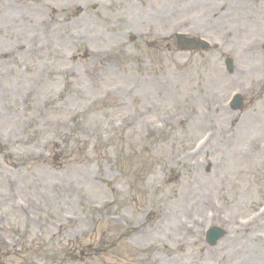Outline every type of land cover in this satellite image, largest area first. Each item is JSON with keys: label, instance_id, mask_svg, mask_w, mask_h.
Instances as JSON below:
<instances>
[{"label": "rangeland", "instance_id": "374dc122", "mask_svg": "<svg viewBox=\"0 0 264 264\" xmlns=\"http://www.w3.org/2000/svg\"><path fill=\"white\" fill-rule=\"evenodd\" d=\"M58 3L63 4L65 0H57ZM72 1V0H67ZM84 1V0H81ZM140 1V0H138ZM185 4L187 2L191 3L192 0H184ZM197 1V0H196ZM202 2L203 0H198V3ZM211 0V4L213 6H217L216 8H220L221 0ZM20 5L25 6L24 3H16L15 0H0V14H7L10 13L11 15L17 14L20 17ZM188 4V3H187ZM176 3L174 0H167L163 4L164 12L168 17H173V21L177 19V22L181 20H185L188 17V14L185 11H179L176 16L172 15L174 10H176ZM134 11V10H131ZM23 14V13H22ZM29 18L36 17L35 9L30 10V12H26ZM199 18L191 20L188 22V27L186 25L180 24L178 28H173L168 24H164L159 28H155L153 35H145L142 31V28H138L135 31V34L140 39V42L137 43V46L132 47L130 50L131 53L135 55H141L146 62L147 65V74L145 76H141L140 74L131 75V77H127L122 81L121 78H117L114 81H109L105 84L104 87H93L90 83H87L85 80H82V72L86 68H92L97 59L94 58L90 63H71L69 58L71 55L81 52L82 47L72 46L69 43L65 48L61 51L66 53V59H56L54 64L56 66H67L71 68L75 73V79L79 80V88L85 91L84 96H79V100L74 103V114L78 115L79 122L84 120L88 122H84V127L87 130H91L96 126H101L105 128H109L111 123L115 120L113 116L126 113L131 114L137 111L143 112V116L140 120V123L137 127L131 129V127L127 128V135H131L132 143L136 144L137 146L141 145L145 142V138L143 137L144 133H148L150 128L146 127L149 125V119L154 118V123L156 122H164L166 124L165 127H170L171 130H179L182 127H189V131L187 135H184L185 138L179 137L175 141L181 144H175L174 142H168L169 136L167 133L164 134H156L154 145L155 148L158 149L159 153L162 151L163 144L165 143L164 148L166 149V153L170 154L176 149V147H181L182 150L190 149L191 141H196L198 136L203 134L208 129H213V127H207L206 119L200 113L203 107H206L208 103H221L224 98L226 91L225 83H227L224 70V61L223 56L229 54V50L223 51L221 54H212L210 56L201 57L198 55H184V54H175L174 52L171 53L172 55L169 56V60L164 55H152L145 51V46L148 43H151L153 39L159 36H170L175 31H181L182 33H186L192 37L198 36H206L210 38V36L206 33L207 30L205 29V18H202L204 13L200 12L196 13ZM21 19V18H20ZM19 19V20H20ZM19 20L14 21L13 27H11L12 31L8 29H4L1 32L0 30V48L5 50H14L16 48L17 42H15V34L19 30L17 29L16 24ZM121 24L125 21L121 20ZM114 21L112 19L103 20L102 22H95V27L92 25L90 29L93 30V39L88 41V44L93 47V49L97 52H109L113 50L118 44L128 41L129 34L132 33V30H128L126 33L123 30L120 31L121 36L117 38H113L112 34L116 31V28L113 27ZM191 23V24H190ZM254 22H246L243 24L236 25L237 27L240 26L242 28H238L237 32L242 35L243 37H247L248 35H252V42L257 40L249 45V48L255 45L258 42V39H261L263 36V29H259L258 35L255 33V26ZM182 25V26H181ZM233 25L228 23L224 29L228 30V28ZM10 28L9 26H7ZM219 28V25H217ZM222 27V26H221ZM165 30L163 32L162 30ZM160 31V32H159ZM14 32V33H13ZM213 36L218 39L222 38V33L219 31L211 32ZM30 35V34H29ZM128 35V36H127ZM27 36V35H24ZM251 37V36H250ZM249 37V38H250ZM14 42V43H13ZM21 42V41H20ZM22 43V42H21ZM248 42L238 43L239 50L241 51L246 46ZM49 52V51H48ZM242 58V63H239L236 81L240 83H246L247 85H252L254 79L256 77H264V60L258 62V60L250 55H247L243 52L240 53ZM167 58V60H166ZM154 60H157L159 64H161L160 68L154 67ZM196 64V68L190 73L193 75H187L184 70L188 65ZM39 68H42L43 63L39 62ZM203 65L204 68L199 66ZM9 75H13L16 73V77L18 81L24 83L23 90L25 93L28 91L29 86L27 83H34L41 80L44 77V74H40L37 76H31L26 72H15L13 67H7V71ZM187 72V71H186ZM189 72V71H188ZM187 72V73H188ZM148 83V85H146ZM162 83L164 87H160L161 89L157 88L156 84ZM245 85V84H244ZM49 87V86H48ZM46 88V91H42L41 96L37 99L36 107L42 112L46 111L48 105L45 104V99H41L46 92V96L49 95H56L59 93L60 89L63 88L62 80L54 81L50 88ZM119 87V89H118ZM203 87V88H202ZM26 90V91H25ZM264 91V90H263ZM112 94L118 98V103H122L125 105L124 110L117 111L114 115H103V114H89L88 110L90 104L96 100L97 98L105 97L106 95ZM196 97H200L199 105H196L195 108L190 109L189 104H193L196 102ZM263 95L257 96L256 98L249 99L248 102V114L244 117H239L236 122L230 121V116L225 117L224 114H220L215 121H212L213 124L218 129V136L219 138L223 137V128H228L234 136L231 140L224 142L223 146L217 149L218 139L210 149H214L215 151L212 153L209 152L208 156L205 159V162H213L210 171L211 178L208 177L207 179H203L201 183H205L202 187V184L196 185V192H192L190 186L187 187H180L177 192L171 193L170 190L165 189L162 193L156 194V197L162 199L165 197L168 203L176 209H174L175 215L174 218L170 220L176 224H178L179 218L181 216H186L190 218L191 210L189 205L187 204L186 199H191L194 202H204L206 199H214L218 198L221 200L223 206L226 208V218L227 224L222 225L227 230H232V225L236 222L237 219L244 220L246 216L250 213L255 211L259 205L264 204V176L260 175V162L258 159V146L255 150L246 153L249 146L253 147L256 146L258 143L264 142V103H263ZM24 101V98H23ZM22 101V102H23ZM260 102V103H259ZM22 110H25V102L19 104ZM154 109L153 115H147L146 110L148 107ZM212 105V106H213ZM2 114L6 113V102H0ZM196 109V114H195ZM27 111H32L31 108H28ZM186 115L189 117V122L179 124L175 122V117H182ZM202 115V116H201ZM122 116V115H120ZM69 117H66V119ZM201 118L202 125L196 126L194 125V121L199 120ZM230 121V122H229ZM259 122V125L255 124V122ZM36 123V124H35ZM232 125V127H230ZM214 130V129H213ZM62 131L67 132L70 129L67 125H58L55 122H49L46 120L43 122L42 118H37L34 121H29L26 117H22L19 115L13 116H6L5 118L0 120V142L4 143L5 147H0L4 149H0V219H5L8 217L13 221L14 224L18 223L20 228H23V233L26 234V238L30 241H49L51 235L46 234L43 228H39V223H33L28 220L26 214H21L14 212L10 207H12L13 201H9L7 198V191L9 190V183L7 181L8 176L13 175L15 179L19 180L20 188L23 196L27 198L31 204L33 202V206L27 211V214H34L37 213L38 215H42L41 221L50 220L52 214L58 213L57 211H52L53 207H48L45 204L40 203L41 194L38 191V186H41L43 191L48 194V196H54V201L57 199H61L62 197V184L66 183V180H58L57 177H61L59 175V169L56 165L51 164V161L54 157V154L59 151L56 147H51L54 149L50 152L48 156V162H44L43 160H39V164L36 161V156L38 155V150H44L41 144H38L37 141L44 143L45 140L49 141L55 139L53 142L58 143L62 147L65 146L63 143V139L59 136L61 135ZM200 134V135H198ZM35 137H34V136ZM182 135V134H180ZM197 135V136H196ZM191 144V145H190ZM7 145L15 152L18 156V160L16 168L17 172L12 173L14 171L13 166L7 164L6 157L4 156L6 153ZM73 144H70L72 146ZM173 145V146H172ZM259 145V144H258ZM146 146L142 145L141 153L143 155V159L145 160L146 157ZM127 149V148H124ZM133 147L131 148V150ZM245 153V154H244ZM166 154V156H167ZM264 155V153H261ZM148 155V154H147ZM248 157L250 159H246ZM119 155L114 156V161L118 162L120 160ZM243 162V164L241 163ZM35 170H29V167L32 164H36ZM107 168V165L104 166V169ZM110 168V167H108ZM137 168V167H136ZM196 173V176L204 171L202 170L203 167H191ZM196 168L198 170H196ZM90 167L85 166L84 172H87ZM109 173V175H108ZM206 172L203 173V175ZM191 175V174H190ZM113 176H120V173L114 169L113 173L108 171L107 175L104 176L106 182L111 181ZM206 177V176H204ZM86 179V176H84ZM126 179V177H125ZM152 179H157L152 178ZM61 183L60 185L59 182ZM86 181V180H85ZM16 182V181H15ZM18 182V181H17ZM125 181L122 180V183ZM84 188H81L84 191H90V184L87 182L82 183ZM249 187L252 191L249 193H245L243 189L248 190ZM107 186H103L102 189L98 190L97 192H91V194L98 202L104 200L105 196L107 195L109 198L113 199L112 193L108 192ZM86 192V193H87ZM207 192V193H206ZM85 193V194H86ZM206 193V194H205ZM210 194V195H208ZM87 195V194H86ZM164 196V197H163ZM196 196V198H194ZM154 195L150 196L151 202L149 204L150 208H155V204L153 203ZM186 198V199H185ZM164 201V200H163ZM10 203V204H8ZM128 203V202H127ZM5 204H8L5 206ZM62 208H64L65 212L68 213H76L82 212L83 208L79 203L73 201L72 203L67 202H60L59 203ZM33 208V209H32ZM128 208V209H127ZM127 208H122L125 210L126 213H130L131 215L137 217L140 215L136 210L133 209L132 206H128ZM149 208V209H150ZM206 211V210H205ZM204 209L200 206V209H196L194 213L196 216H204ZM83 213V212H82ZM113 213H121L119 210H114ZM88 220L87 222L82 225V230L89 228L90 230H94V233H90L86 236L78 237V234H71L69 232V241H75L79 243V248L69 247V251L66 253H71L72 260L75 257L81 255L83 252V258L86 264H94L93 262L87 261L89 260L90 251L89 248H82V243H92L96 240L106 241L110 238L111 232L117 234L113 230L109 229L108 227H104L102 229H95L96 226V218H99V215H94V213L88 212ZM169 225V224H168ZM164 229L166 231L167 236H171L167 238L165 232L162 231V235L160 233V237L167 242V245L171 246V243L175 238L179 236L177 231H173L171 227ZM176 226V225H175ZM96 230V231H95ZM72 231V230H71ZM122 234L120 233V236ZM251 237L248 238L245 242H242L237 245H233L229 247V243L225 244L224 248V258H221L218 261H223L224 264H264V246L259 241L260 230L254 229L252 230ZM202 237L201 233L198 230V233L195 234L192 243L193 246H187L184 250L186 253L193 254V258L189 257L188 262L184 261L181 263L180 261H176L173 264H211L210 258L207 256L206 247L201 242ZM152 242L151 240H149ZM197 241V243H196ZM227 241V240H226ZM46 247V246H45ZM41 252H47L44 248H41ZM121 253V247H119L115 254ZM199 254V255H197ZM39 255L37 253L29 252L27 256L19 262H14V264H34L36 258ZM118 256V255H116ZM231 256V257H230ZM40 257V256H39ZM226 257L229 259L227 260ZM11 260V259H10ZM8 260V261H10ZM7 261V260H6ZM0 264H4L3 261H0ZM213 264V263H212Z\"/></svg>", "mask_w": 264, "mask_h": 264}, {"label": "bare ground", "instance_id": "6f19581e", "mask_svg": "<svg viewBox=\"0 0 264 264\" xmlns=\"http://www.w3.org/2000/svg\"><path fill=\"white\" fill-rule=\"evenodd\" d=\"M4 18H6V17L4 16Z\"/></svg>", "mask_w": 264, "mask_h": 264}]
</instances>
